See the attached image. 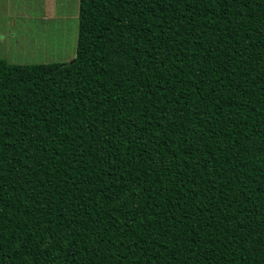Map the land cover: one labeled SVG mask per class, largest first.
<instances>
[{
	"label": "trees",
	"instance_id": "obj_1",
	"mask_svg": "<svg viewBox=\"0 0 264 264\" xmlns=\"http://www.w3.org/2000/svg\"><path fill=\"white\" fill-rule=\"evenodd\" d=\"M79 4L0 60V264H264V0Z\"/></svg>",
	"mask_w": 264,
	"mask_h": 264
},
{
	"label": "rangeland",
	"instance_id": "obj_2",
	"mask_svg": "<svg viewBox=\"0 0 264 264\" xmlns=\"http://www.w3.org/2000/svg\"><path fill=\"white\" fill-rule=\"evenodd\" d=\"M79 0H0V60L13 65L74 59Z\"/></svg>",
	"mask_w": 264,
	"mask_h": 264
},
{
	"label": "crops",
	"instance_id": "obj_3",
	"mask_svg": "<svg viewBox=\"0 0 264 264\" xmlns=\"http://www.w3.org/2000/svg\"><path fill=\"white\" fill-rule=\"evenodd\" d=\"M1 60H2V59H1ZM2 61H4V62L7 64L6 60H2ZM9 65H13V64H10V63H9Z\"/></svg>",
	"mask_w": 264,
	"mask_h": 264
},
{
	"label": "water",
	"instance_id": "obj_4",
	"mask_svg": "<svg viewBox=\"0 0 264 264\" xmlns=\"http://www.w3.org/2000/svg\"><path fill=\"white\" fill-rule=\"evenodd\" d=\"M73 61V60H72Z\"/></svg>",
	"mask_w": 264,
	"mask_h": 264
}]
</instances>
